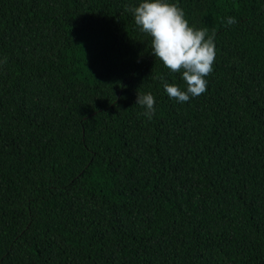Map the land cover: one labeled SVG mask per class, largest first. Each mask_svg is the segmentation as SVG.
<instances>
[{
	"label": "trees",
	"instance_id": "16d2710c",
	"mask_svg": "<svg viewBox=\"0 0 264 264\" xmlns=\"http://www.w3.org/2000/svg\"><path fill=\"white\" fill-rule=\"evenodd\" d=\"M141 2L0 0V264H264V0H166L215 32L184 103Z\"/></svg>",
	"mask_w": 264,
	"mask_h": 264
},
{
	"label": "clouds",
	"instance_id": "9594fccd",
	"mask_svg": "<svg viewBox=\"0 0 264 264\" xmlns=\"http://www.w3.org/2000/svg\"><path fill=\"white\" fill-rule=\"evenodd\" d=\"M131 11L136 25L151 37V52L156 59L173 73L182 71L186 90L164 82L168 96L184 103L190 97L204 93L207 84L205 77L212 72L216 55L215 32L209 35L207 29L189 26L183 10L166 0H142ZM226 23L231 25L236 20L229 17ZM136 103L145 107V115L151 119L155 112L153 95L137 94Z\"/></svg>",
	"mask_w": 264,
	"mask_h": 264
}]
</instances>
